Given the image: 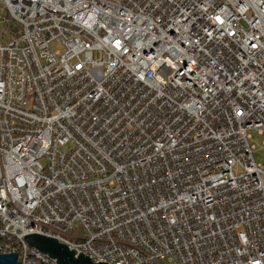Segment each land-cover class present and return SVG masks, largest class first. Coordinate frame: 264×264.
I'll list each match as a JSON object with an SVG mask.
<instances>
[{"label": "built area", "instance_id": "1", "mask_svg": "<svg viewBox=\"0 0 264 264\" xmlns=\"http://www.w3.org/2000/svg\"><path fill=\"white\" fill-rule=\"evenodd\" d=\"M264 0H0V254L264 264ZM235 168H239L236 172Z\"/></svg>", "mask_w": 264, "mask_h": 264}, {"label": "water", "instance_id": "2", "mask_svg": "<svg viewBox=\"0 0 264 264\" xmlns=\"http://www.w3.org/2000/svg\"><path fill=\"white\" fill-rule=\"evenodd\" d=\"M24 240L29 246L36 248L40 253L47 254L50 258L55 259L57 264H107L101 261L92 262L88 256L82 253L76 255L75 250H69L67 246L56 241V239L38 235H25ZM0 264H19L17 255L0 254Z\"/></svg>", "mask_w": 264, "mask_h": 264}, {"label": "rangeland", "instance_id": "3", "mask_svg": "<svg viewBox=\"0 0 264 264\" xmlns=\"http://www.w3.org/2000/svg\"><path fill=\"white\" fill-rule=\"evenodd\" d=\"M249 142L253 146V155L256 162L264 164V131L261 133L252 131ZM235 171L238 172L239 168H235Z\"/></svg>", "mask_w": 264, "mask_h": 264}]
</instances>
